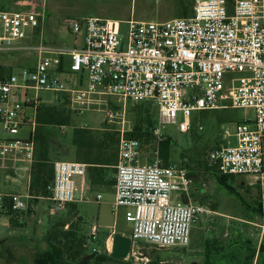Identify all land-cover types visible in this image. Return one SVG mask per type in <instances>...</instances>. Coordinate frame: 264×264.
I'll use <instances>...</instances> for the list:
<instances>
[{
	"label": "built area",
	"instance_id": "obj_1",
	"mask_svg": "<svg viewBox=\"0 0 264 264\" xmlns=\"http://www.w3.org/2000/svg\"><path fill=\"white\" fill-rule=\"evenodd\" d=\"M30 5L23 10L0 9V66H9L1 59L19 54L35 59L0 78V160L13 158L32 168L33 135L44 104L41 90L68 95L78 114L102 96L124 102L153 100L158 118L152 151L129 135L133 125L126 121L125 105L105 109V123H117L119 135L113 212L125 208L133 242L186 247L194 224L213 211L192 200L190 169L176 162L163 164L158 146L165 138L163 128L177 123L181 114L179 129L189 132L195 112L248 108L254 110V118L236 122L233 130L227 127L208 160L222 174L249 177L250 184L264 186V0H193L190 15L128 20L126 39L117 19L67 18L64 27L82 36L73 46L47 43L45 6L38 12L34 3ZM67 73L74 75L75 84L63 78ZM24 128H30L25 136L1 134L17 135ZM86 171L84 162L54 160L48 187L51 214L77 200V177ZM8 196L0 193V210L10 208L21 221L26 199ZM101 198L98 194L97 200ZM98 232V225H92L90 235L97 237Z\"/></svg>",
	"mask_w": 264,
	"mask_h": 264
},
{
	"label": "rangeland",
	"instance_id": "obj_2",
	"mask_svg": "<svg viewBox=\"0 0 264 264\" xmlns=\"http://www.w3.org/2000/svg\"><path fill=\"white\" fill-rule=\"evenodd\" d=\"M184 2L189 6L188 12L191 13L193 0H184ZM30 3H34V8L38 12L42 11L43 5L45 6L44 40L50 44L69 46L79 45L82 36L75 35L64 27L67 18L99 16L117 19L121 22V36L126 39L130 19L163 21L179 16L183 11L181 0H0V9H30L32 7ZM34 61L29 53L1 59V62L9 65L7 67H11V70L26 68ZM240 75L235 74V76ZM63 78L76 83L71 73L63 75ZM39 95L44 105H57L59 115L69 117L68 124L65 125L38 126V123L36 125L37 133L42 132L46 136L50 157L53 160H76L72 144L75 127L102 129L107 126L117 131V123L105 124V109L116 110L125 105L126 121L130 125L134 122V114L128 112L131 107L130 101L124 102L117 96H102L88 111L78 114L70 100H66V94L41 90ZM254 115L253 109L231 107L195 112L193 138L192 129L189 132L180 131L178 124L183 120L181 114L177 123L165 125L164 136L170 137L171 141L170 162L180 163L190 169L194 181L192 200L207 205L213 213L201 217L194 224L191 243L186 247L165 248L133 242L126 259L108 261L104 264H149L150 255L159 260V254L162 255L159 264H191L193 261L197 264H224L229 259H234L231 264H244L247 242L258 245L262 241L264 245V215L259 210L261 205L264 211V186L250 184L249 177L243 178L244 180L231 179V182L228 181L231 187L224 186L218 181L217 174L208 172L204 167L205 161L208 162L210 151L222 139L224 130L227 127L233 130L236 122L254 118ZM155 116L157 120V112ZM199 124L204 126L202 130L198 129ZM1 128L0 124V130ZM29 130L30 128H24L17 135L1 134L4 137L15 138L27 135ZM40 140L41 143L34 139L35 154H38L43 147L44 141ZM144 150L147 148L144 147ZM181 153L185 156L183 157ZM192 159L194 160L191 161ZM184 162L189 163L184 164ZM102 169L106 183L93 186L85 197L77 193V202L74 201L76 208L66 204L56 214H45L44 206L36 207L37 201L28 198V207L20 213V222L24 226L12 225L9 220L10 215L0 212V264H33L36 251L48 248L44 236L49 229L47 228L49 222L51 226L59 221L64 223V229L75 231L80 239L83 238L81 243L89 253L96 250L101 254V246L98 242L90 241L92 225H98L99 232L96 239L101 243V239L106 238L109 252L114 233L130 235L132 225L126 220L125 208L119 207L115 213L113 212L115 187L111 183L114 182L116 167ZM19 189L22 192L26 190L25 179H19ZM99 193L102 198L98 201ZM175 197L180 199L178 193H175ZM28 223H36L38 226L29 232L25 227ZM41 224L42 226H39ZM143 248H146L148 255L143 254ZM254 263L264 264V254L256 255ZM93 264H96L95 261Z\"/></svg>",
	"mask_w": 264,
	"mask_h": 264
},
{
	"label": "trees",
	"instance_id": "obj_3",
	"mask_svg": "<svg viewBox=\"0 0 264 264\" xmlns=\"http://www.w3.org/2000/svg\"><path fill=\"white\" fill-rule=\"evenodd\" d=\"M181 3L183 8L182 13H180L181 16L189 15V6L184 2V0H181ZM10 72V67L0 66V78L7 76ZM65 98L66 100H69L68 95H66ZM130 105L131 107L128 112L129 114H134V122L132 132L129 133V135L139 138L143 146L147 148V151L153 150L156 147V139L152 131L157 121L155 116V112L158 113L156 103L153 100L140 102L130 101ZM154 109H156V111ZM68 121V116L61 117L59 115L57 105H41L37 115L38 126L65 125L68 124ZM194 128L195 127L192 128V138L194 137ZM33 138L37 139L40 143V139H42L44 144H42L43 147L37 154V158L32 164L29 193L34 196H48L50 194L48 187L54 178V160L50 157V149L47 145L45 134L42 132L37 133L36 129ZM118 141V131H113V129L108 128L107 126H104L102 129H90L85 126H78L73 129L72 133V144L75 150V159L88 164V166L97 164H114L113 162L115 161V156H117L118 153ZM170 144V137H165L159 142L158 146L163 159V164H169L170 162ZM181 155L183 157L185 156L184 153H181ZM193 160L194 159L191 161ZM187 163L184 162V164ZM204 167L208 170V172L217 174L218 181L224 186L226 185L231 187V184H229L228 181L231 182V179L238 180L240 178V176L232 174H222L216 166L210 164L209 160L208 162L205 161ZM218 173H220V175ZM5 197L6 199H9V196ZM68 204H71L72 207L76 208V203L70 202ZM259 210L260 213L264 215L261 205ZM0 212L10 215V223L12 225L21 226V222L15 218L14 213L10 208H4L0 210ZM63 225L64 223H59V221H57L49 227L44 236L45 242L48 244V248L36 251L33 264H93V261H95L96 264H104L108 261H121V259L111 256L107 249L106 238L103 237L101 239V243H99V239L97 240L96 237L89 235L91 242L97 241L98 245L101 246V254H98L96 250L89 253L83 243H81L83 238L80 239L75 231L64 229ZM141 243L148 244L145 242ZM246 247L247 253L245 255L244 264H255L254 259L256 255L264 254V245L262 241L261 243H258V245L257 243L253 244L251 242H247ZM158 257L160 260L162 255L159 254ZM155 259L152 255H150L149 264H159V260H157L158 258ZM232 262H234V259H229L226 260L224 264H231Z\"/></svg>",
	"mask_w": 264,
	"mask_h": 264
},
{
	"label": "crops",
	"instance_id": "obj_4",
	"mask_svg": "<svg viewBox=\"0 0 264 264\" xmlns=\"http://www.w3.org/2000/svg\"><path fill=\"white\" fill-rule=\"evenodd\" d=\"M179 16H181V14ZM53 45H56V44H53ZM67 60L68 59L66 58L65 62ZM36 158H37V154H35L34 152V160ZM117 161H118V153H117V156H115V161L113 162L114 164H106V165L97 164V165H92V166H88L87 164V171L85 175L77 177L76 196H78L77 193H79L81 196L84 195L85 197L86 193L93 186L99 185L101 183H106L107 180L103 176L102 168L111 167V166L116 167ZM28 176H30V179H31V169H26L23 162L15 160L13 158L0 160V193L5 196L12 195V194H18L24 197L27 202H28V198H33L37 201L36 207L44 206L46 209L44 210L45 214H48V213L50 214L49 209L52 205L50 194L48 196L31 195L29 193L30 179L28 178ZM19 179L26 180V190L23 192L19 189ZM115 183H116V173L114 176V182H112L111 184H113V186L115 187ZM21 226H24V225H21ZM37 226L38 224L36 223H28V225L25 227L29 232H31V230H33V228H36ZM39 226H42V224ZM49 226H50V222L47 223V228H49Z\"/></svg>",
	"mask_w": 264,
	"mask_h": 264
},
{
	"label": "water",
	"instance_id": "obj_5",
	"mask_svg": "<svg viewBox=\"0 0 264 264\" xmlns=\"http://www.w3.org/2000/svg\"><path fill=\"white\" fill-rule=\"evenodd\" d=\"M132 245L133 240L130 235L114 233L111 240L110 254L112 257L117 259H126L131 251ZM142 251L144 255H148L146 248H143ZM191 264H197V262L193 261Z\"/></svg>",
	"mask_w": 264,
	"mask_h": 264
},
{
	"label": "flooded vegetation",
	"instance_id": "obj_6",
	"mask_svg": "<svg viewBox=\"0 0 264 264\" xmlns=\"http://www.w3.org/2000/svg\"><path fill=\"white\" fill-rule=\"evenodd\" d=\"M243 178H245V177H242V176H241L239 179H243ZM243 180H244V179H243Z\"/></svg>",
	"mask_w": 264,
	"mask_h": 264
}]
</instances>
